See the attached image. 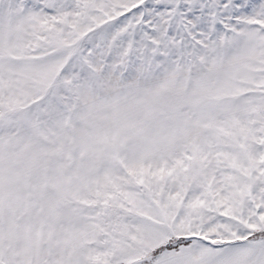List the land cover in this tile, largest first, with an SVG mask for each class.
Returning <instances> with one entry per match:
<instances>
[{
  "label": "snow or ice",
  "instance_id": "snow-or-ice-1",
  "mask_svg": "<svg viewBox=\"0 0 264 264\" xmlns=\"http://www.w3.org/2000/svg\"><path fill=\"white\" fill-rule=\"evenodd\" d=\"M0 264H264V0H0Z\"/></svg>",
  "mask_w": 264,
  "mask_h": 264
}]
</instances>
